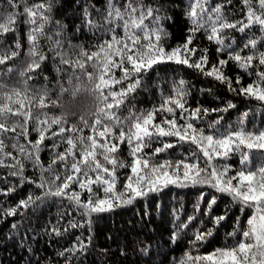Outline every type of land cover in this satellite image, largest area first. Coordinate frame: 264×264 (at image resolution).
Segmentation results:
<instances>
[{
	"label": "trees",
	"instance_id": "trees-1",
	"mask_svg": "<svg viewBox=\"0 0 264 264\" xmlns=\"http://www.w3.org/2000/svg\"><path fill=\"white\" fill-rule=\"evenodd\" d=\"M42 2L45 0H15L17 7L13 8L7 0H0V23L5 22L9 14L15 13V30L0 36V50H15L17 42L21 45L16 58L0 65V85H3L0 94L13 89L23 92L27 87L28 94L38 98L47 91L48 107H37L34 99L31 105L33 114L40 115L41 119L42 113H47L49 117H63L66 128L76 125L83 128V135L87 136L90 130L84 128L81 117L92 123V114L97 109L95 94L84 90L90 87L87 79L77 69L76 76L80 77L77 80L73 76V68L61 64L56 52L66 53L68 58L75 59L80 47L93 51L103 41L110 40L112 33L109 29L114 25H110L106 19L109 0H51V19L45 25L46 35L40 39V48L47 59L35 71L25 72L31 57L28 55L30 45L27 38L30 25L25 22L27 17L24 7L25 4L31 6ZM129 2L137 7L158 9L156 15L163 18L160 26L168 33L164 39L167 49L185 42L189 29L193 27L188 12L195 0H111L121 11L124 10L123 5ZM217 5L222 6V13L229 22L245 20L247 16L243 0H208L205 7L210 10ZM85 9L88 11L87 16ZM211 16L215 19V13H211ZM89 21L92 22L91 26ZM145 24L150 28L156 26L151 17L145 20ZM116 34L122 36L123 29L117 27ZM48 36L52 37L51 41L47 39ZM223 36L224 44L230 45L223 52H217L218 45L207 39L204 29L196 32L192 46L208 50V67L217 64L220 59L227 60L230 52H240L242 56L254 55L256 58L247 71L232 60L222 70L232 80L233 88L241 87L235 82L237 76L243 86L257 83L259 73L264 72V65H260L258 59L259 52L264 51V32H261L259 25L245 32L225 29ZM253 38L258 41L256 49L245 48L244 45ZM56 40L61 41L62 47L53 48ZM8 68L12 71L8 72ZM87 71L91 72L92 68L88 67ZM21 72L25 74L22 76ZM140 79V86L116 110L122 120L130 112L139 114L159 107L166 98L174 95L175 89L180 86L179 82L184 81L183 88L187 92L185 107L189 111L196 108L209 110L207 113L201 111L199 119L191 121L204 129L206 134L222 135L241 128L251 132L264 130V102L231 91L228 84L214 76L204 75L195 68L166 62L154 65ZM76 86H82V90L73 96L71 90ZM61 87L69 91L62 92ZM52 101H56L55 106ZM229 104L234 107L229 108ZM176 112L179 116L180 109H176ZM162 115L167 113L158 114L157 121ZM35 126V121L29 123L28 140L37 139L38 133L33 131ZM58 128V125H53L52 131ZM14 135L8 133L4 137L8 145L6 151L24 162L23 176L28 179L21 180L19 176L9 175L13 169L0 167V193L9 188L15 189L7 195L0 194V264H182L185 261L192 264L188 260L189 256L209 254L240 239V231L246 226V220L252 212L247 208L241 211V205L234 202L231 196L208 184L188 183L186 186L168 185L161 191L136 198L131 204H124L110 212L93 213L88 217L82 215L81 210L68 199L44 197V189L28 182L29 179L39 182L40 169L34 167L31 161L24 160L23 155L11 147L16 143L12 139ZM46 135L50 136L51 133ZM19 143L30 147L23 137L19 138ZM163 143H172L174 146L155 156V161L185 159L195 151L203 163L202 154L196 146L181 142L177 137H158L144 151L152 153L154 148L162 147ZM53 144H60V147L54 149ZM65 147L67 145L61 142L59 136L46 139L41 145L40 162L47 168L54 153L62 152ZM118 155L125 162L130 163L132 160L126 143L120 146ZM239 160L240 154L234 153L230 158L217 159L214 163L229 165L232 168L230 174H234L236 169L242 167ZM6 163L13 161L7 159ZM262 164L264 151L253 150L247 167L254 170ZM64 171L61 164L54 166V173L63 175ZM129 173L128 168L119 169L118 190ZM44 175L52 179L53 173L45 172ZM100 194L103 195L102 192ZM29 195L42 199L26 208H17L19 202ZM86 198L87 193L82 196V199ZM213 199L215 203H212ZM12 208L17 209L16 214L8 215L7 210ZM219 217L223 219L217 222ZM70 222L80 226L71 227ZM209 231L211 235L204 240H195L198 233ZM234 232L236 235H231Z\"/></svg>",
	"mask_w": 264,
	"mask_h": 264
},
{
	"label": "snow or ice",
	"instance_id": "snow-or-ice-1",
	"mask_svg": "<svg viewBox=\"0 0 264 264\" xmlns=\"http://www.w3.org/2000/svg\"><path fill=\"white\" fill-rule=\"evenodd\" d=\"M207 2L208 0H195L190 4L188 16L193 27L189 29V35L182 45L167 49L164 46V39L168 33L160 26V20L163 18L156 15L158 9L137 7L129 2L123 5L124 10L121 11V8L109 0L106 19L110 25H114L109 29L112 33L110 40L103 41L93 51L80 47L75 59L68 58L66 53L56 52L61 64L73 68V76L77 80L80 77L76 76L75 70H80L90 85L84 90L95 94L97 109L92 114L94 117L92 123L89 124L81 117L84 128H88L90 134L83 135V128L76 125L66 128L63 117H49L47 113H42L41 119L40 115H34L31 107L34 99L37 107L41 109L48 107L47 91L37 98L28 94L27 87L23 92L13 89L11 92L0 94V156L3 157L0 158V167L13 169L9 175L19 176L21 180L28 179L23 176L24 162L13 156L12 152L6 151L8 145L4 137L8 133H14L12 139L16 143L11 147L23 155L24 160L31 161L34 167L40 169L39 182L30 179L28 182L36 183L37 187L44 189V197L68 199L81 210L82 215L88 217L93 213L110 212L124 204H131L136 198L147 196L149 192L161 191L168 185L208 184L217 191L231 196L234 202L241 205V211L247 208L252 212L246 220V226L240 231V239L235 243L202 256H189L188 260L192 264H264V164L254 170L247 167L253 150L264 151V130L251 132L241 128L222 135L206 134L204 129L198 128L191 121L199 119L201 111L207 113L209 110L196 108L189 111L185 107L187 92L183 88L184 81H180L174 95L166 98L157 108L139 114L130 112L123 120L116 111L140 86V77L143 73L152 69L154 65L166 62L195 68L204 75L214 76L215 79L228 84L231 91H238L264 102V72L259 73L257 83H249L247 86H243L240 77L237 76L235 82L241 87L236 89L232 87V80L225 76L222 70L229 60H232L247 71L256 58L254 55L242 56L240 52H230L227 60L220 59L217 64L208 67V50L192 46L196 32L201 29L205 30L209 41H214L218 45L217 52H223L230 47L224 44L225 29L245 32L246 29L259 25L261 32H264V0H243L247 16L245 20L236 22H229L224 17L221 5L210 10L206 8ZM7 3L13 8L17 7L15 0H7ZM51 11V0L31 6L25 4L24 14L27 17L25 22L30 25L27 36L30 45L28 55L31 57L25 72L35 71L47 59L40 48V39L46 35L45 25L51 19L49 15ZM84 11L87 16V9ZM211 13H215V19H212ZM149 17L153 18L155 27L150 28L145 24ZM116 21L121 23L117 24ZM14 23L15 13H11L5 22L0 23V36L14 31ZM88 23L91 26L92 22ZM117 27L123 29L122 36L116 34ZM47 39L51 41L52 37L48 36ZM257 44L258 41L253 38L249 39L244 47L256 49ZM20 47V43L17 42L15 50H0V65L16 58ZM60 47L61 41H54L53 48ZM258 59L259 64L264 65V51L259 52ZM88 67L92 68L91 72L87 71ZM7 71L11 72L12 69L8 68ZM25 72H21V75L23 76ZM81 90L82 86H76L71 90V94L75 96ZM61 91L69 90L61 87ZM52 105L55 106L56 101H52ZM228 107L234 105L229 104ZM176 109H180L179 116ZM163 113L167 115H162L157 121V115ZM185 113H188L187 117ZM13 117L20 119L13 120ZM31 121L36 122L33 131L38 133V137L35 141L28 140V125ZM53 125L59 126L57 131H52ZM47 133L51 135H46ZM65 133L68 135L65 136ZM57 136L61 137V142L67 147L62 152L54 153L45 168L40 162L41 145L46 139ZM20 137L27 140L30 147L19 143ZM158 137H177L181 142L195 145L202 154L203 163L201 156L195 151L191 157L185 159L155 161V156L174 146L172 143H163L162 147L154 148L152 153H146L144 149L151 147L153 140ZM125 143L132 157L130 163L121 160L118 155L120 146ZM52 147L58 148L60 144H53ZM234 153L240 154L239 163L242 166L236 169L234 174H230L232 168L229 165L214 163L217 159H228ZM7 159L13 163H6ZM58 163L65 169L63 175L54 173V166ZM121 168H128L130 173L125 177L122 188L118 190L117 173ZM45 172L53 173L52 179H48L44 175ZM73 185L76 187L73 188ZM14 190L9 188L0 194L7 195ZM85 193L87 198L82 199ZM40 199L42 197L34 198L29 195L27 199L19 202L17 208H26ZM212 203H215L214 199ZM16 211V208H12L7 210V214L15 215ZM221 219L223 217L217 218V222ZM70 226L80 225L70 222ZM208 235H211V231L198 233L195 240L202 241Z\"/></svg>",
	"mask_w": 264,
	"mask_h": 264
}]
</instances>
